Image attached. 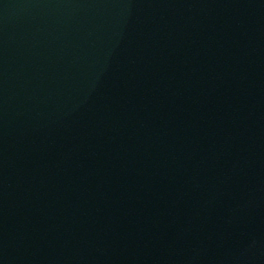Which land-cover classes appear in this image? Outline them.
<instances>
[{
	"label": "water",
	"instance_id": "95a60500",
	"mask_svg": "<svg viewBox=\"0 0 264 264\" xmlns=\"http://www.w3.org/2000/svg\"><path fill=\"white\" fill-rule=\"evenodd\" d=\"M0 264H264V0H0Z\"/></svg>",
	"mask_w": 264,
	"mask_h": 264
}]
</instances>
